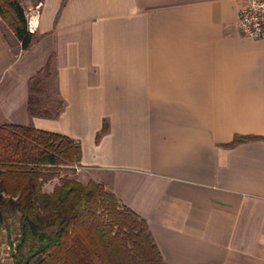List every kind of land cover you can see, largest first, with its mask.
<instances>
[{"label": "crops", "instance_id": "0c3cea01", "mask_svg": "<svg viewBox=\"0 0 264 264\" xmlns=\"http://www.w3.org/2000/svg\"><path fill=\"white\" fill-rule=\"evenodd\" d=\"M37 3L26 50L0 17V125L78 142L75 179L145 219L165 264H264V41L239 35V3ZM46 66L52 114L31 115Z\"/></svg>", "mask_w": 264, "mask_h": 264}, {"label": "trees", "instance_id": "16d2710c", "mask_svg": "<svg viewBox=\"0 0 264 264\" xmlns=\"http://www.w3.org/2000/svg\"><path fill=\"white\" fill-rule=\"evenodd\" d=\"M0 17L26 50L35 35L18 0H0ZM48 66L30 82L28 111L37 107L31 93ZM62 103H58V115ZM235 136L232 142L252 139ZM81 157L72 138L31 125H0V227L10 231L17 214L14 264H165L145 219L103 184L82 183L66 174ZM57 178L49 192L46 183Z\"/></svg>", "mask_w": 264, "mask_h": 264}, {"label": "built area", "instance_id": "2783aa9c", "mask_svg": "<svg viewBox=\"0 0 264 264\" xmlns=\"http://www.w3.org/2000/svg\"><path fill=\"white\" fill-rule=\"evenodd\" d=\"M239 3L236 12V26L239 35L245 39L264 41V0H233ZM40 3L25 10L29 25L33 16H39ZM76 167V166H75ZM18 237L5 226L0 227V264H14Z\"/></svg>", "mask_w": 264, "mask_h": 264}, {"label": "rangeland", "instance_id": "374dc122", "mask_svg": "<svg viewBox=\"0 0 264 264\" xmlns=\"http://www.w3.org/2000/svg\"><path fill=\"white\" fill-rule=\"evenodd\" d=\"M21 5L24 7V9L26 10L28 7H32L34 6L35 2L37 0H18ZM41 82L40 84L38 85V91H34L35 93V96H36V100L37 102L39 101V104H37V107L41 110L43 109L45 106H44V102H45V97H48V96H54V90H55V87H54V79L52 76L50 77H45V76H42L41 78ZM55 98V97H54ZM76 165H73V168L70 169V168H63L61 171H60V174H66L70 177H73L75 178V173H76ZM57 181V178L53 179L52 181L46 183L43 187L44 191L46 190H49L53 184ZM17 218H18V215L17 214H13L10 216L9 218V226H10V232L13 233L15 231V228L17 227Z\"/></svg>", "mask_w": 264, "mask_h": 264}]
</instances>
